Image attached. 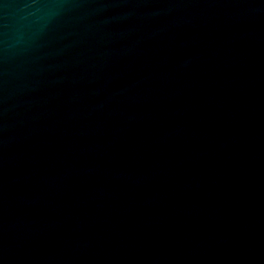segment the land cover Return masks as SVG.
Returning <instances> with one entry per match:
<instances>
[{
	"label": "water",
	"instance_id": "obj_1",
	"mask_svg": "<svg viewBox=\"0 0 264 264\" xmlns=\"http://www.w3.org/2000/svg\"><path fill=\"white\" fill-rule=\"evenodd\" d=\"M0 264H264V0H0Z\"/></svg>",
	"mask_w": 264,
	"mask_h": 264
}]
</instances>
